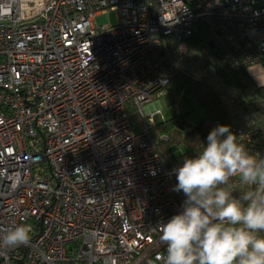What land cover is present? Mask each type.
Wrapping results in <instances>:
<instances>
[{
    "label": "built area",
    "instance_id": "2783aa9c",
    "mask_svg": "<svg viewBox=\"0 0 264 264\" xmlns=\"http://www.w3.org/2000/svg\"><path fill=\"white\" fill-rule=\"evenodd\" d=\"M107 11L116 24L97 26ZM199 25L234 65L264 62V0H0V230L32 227L0 264H162L159 225L186 198L149 130L178 73L210 86L264 157V99L261 118L237 108L185 46Z\"/></svg>",
    "mask_w": 264,
    "mask_h": 264
},
{
    "label": "clouds",
    "instance_id": "9594fccd",
    "mask_svg": "<svg viewBox=\"0 0 264 264\" xmlns=\"http://www.w3.org/2000/svg\"><path fill=\"white\" fill-rule=\"evenodd\" d=\"M173 171L174 190L186 200L159 225L162 264H264V157L250 153L228 125H218ZM233 181L242 186L238 195ZM0 231V249L31 240L26 222Z\"/></svg>",
    "mask_w": 264,
    "mask_h": 264
},
{
    "label": "trees",
    "instance_id": "16d2710c",
    "mask_svg": "<svg viewBox=\"0 0 264 264\" xmlns=\"http://www.w3.org/2000/svg\"><path fill=\"white\" fill-rule=\"evenodd\" d=\"M185 46L189 52L197 50L205 56L206 65H211L216 72L227 93L232 97L236 106L244 114L255 119L261 118L259 110L255 108L256 99H264V87L257 86L247 70L234 65L219 48L212 43L208 31L199 25L187 41ZM182 92L189 96L202 110L203 120L182 137L180 130L183 128L181 116L168 122H155L149 130V138L155 145L159 155L165 161L167 169L173 171L181 166L186 157H192L199 151L201 145H206L209 132L218 125H228L232 131L227 112L223 103L213 89L203 81L193 77L190 73L176 74L173 78ZM129 120L135 131H139L142 122L138 120L134 109L128 108ZM135 118V123H133ZM235 134V132H233ZM167 137L164 141L162 135ZM236 135V134H235ZM186 147L180 159L173 160L168 151L171 147ZM173 151V150H172ZM176 180V176H175ZM177 182V180H176ZM182 195L186 198L184 193Z\"/></svg>",
    "mask_w": 264,
    "mask_h": 264
},
{
    "label": "rangeland",
    "instance_id": "374dc122",
    "mask_svg": "<svg viewBox=\"0 0 264 264\" xmlns=\"http://www.w3.org/2000/svg\"><path fill=\"white\" fill-rule=\"evenodd\" d=\"M94 21L97 26L115 25L117 16L114 12H104L98 14ZM264 70V63L259 64ZM255 83V82H254ZM160 113L155 116V122H168L175 119L177 116L182 117L183 128L180 134L183 137L187 131L197 126L203 120V112L198 105L187 95H185L175 81H171L164 94L158 99ZM148 107H145L146 110ZM135 123V118H133ZM166 141L167 137L163 134ZM173 150V151H172ZM171 153L173 160L181 158L182 154L186 152V147L182 144L179 147H171L168 150Z\"/></svg>",
    "mask_w": 264,
    "mask_h": 264
},
{
    "label": "crops",
    "instance_id": "0c3cea01",
    "mask_svg": "<svg viewBox=\"0 0 264 264\" xmlns=\"http://www.w3.org/2000/svg\"><path fill=\"white\" fill-rule=\"evenodd\" d=\"M262 63L264 62H261L260 64ZM247 72L257 86L264 85V70L262 69V67H260L259 64L248 68Z\"/></svg>",
    "mask_w": 264,
    "mask_h": 264
}]
</instances>
